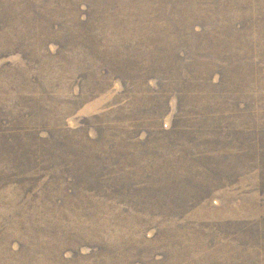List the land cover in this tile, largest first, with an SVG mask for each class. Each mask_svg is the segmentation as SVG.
I'll return each instance as SVG.
<instances>
[{
  "label": "rangeland",
  "instance_id": "1",
  "mask_svg": "<svg viewBox=\"0 0 264 264\" xmlns=\"http://www.w3.org/2000/svg\"><path fill=\"white\" fill-rule=\"evenodd\" d=\"M0 264H264V0H0Z\"/></svg>",
  "mask_w": 264,
  "mask_h": 264
},
{
  "label": "trees",
  "instance_id": "2",
  "mask_svg": "<svg viewBox=\"0 0 264 264\" xmlns=\"http://www.w3.org/2000/svg\"><path fill=\"white\" fill-rule=\"evenodd\" d=\"M19 44V40H16L15 41V44L13 46H16ZM202 47V46H201ZM200 47V48H201ZM210 47H213L212 49V59L214 61H217L221 66L222 68L220 70H225L226 71V63H227V60H225L224 58L225 57H231V55L229 53H226L222 50H219L217 48V46L215 45V42H212L210 43ZM19 53L22 54V52L19 51ZM107 59V58H106ZM103 60L102 61V64L106 61ZM206 66V64H205ZM200 72H204L207 70V72H209V69L208 68H204L203 67V63L200 64ZM120 71V76L121 77H118L120 80H122L121 78L123 79H126L125 78V74H126V71H127V65H124L122 68H119L118 69ZM107 72L109 74H111V69H107ZM169 79H168V85L171 87V86H182L186 89H193L194 91H199V89L202 88V86L204 85L208 90H200V93H205V95L210 99L211 103L213 105H217L218 104V99L222 97V94H220L218 91H216L215 87L216 85L219 83H215L214 81H212V78H209L208 81H206V79L202 78V77H199L197 74H192V75H188L187 73L186 74H180V73H176L174 71H172L171 73H169ZM229 76V73H226L223 72L222 74V78L223 77H227L228 78ZM123 81V80H122ZM221 81V80H219ZM195 94V93H194ZM245 127V126H244ZM244 127L242 130H244Z\"/></svg>",
  "mask_w": 264,
  "mask_h": 264
}]
</instances>
